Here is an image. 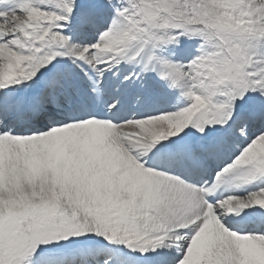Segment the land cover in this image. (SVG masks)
<instances>
[{
  "label": "snow or ice",
  "instance_id": "obj_1",
  "mask_svg": "<svg viewBox=\"0 0 264 264\" xmlns=\"http://www.w3.org/2000/svg\"><path fill=\"white\" fill-rule=\"evenodd\" d=\"M0 264H264V0H0Z\"/></svg>",
  "mask_w": 264,
  "mask_h": 264
}]
</instances>
